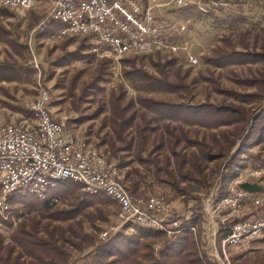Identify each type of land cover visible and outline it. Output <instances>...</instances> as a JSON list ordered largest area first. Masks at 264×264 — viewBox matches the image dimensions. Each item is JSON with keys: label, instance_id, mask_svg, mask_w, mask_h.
<instances>
[{"label": "trees", "instance_id": "1", "mask_svg": "<svg viewBox=\"0 0 264 264\" xmlns=\"http://www.w3.org/2000/svg\"><path fill=\"white\" fill-rule=\"evenodd\" d=\"M143 1L146 3V0ZM8 10L0 7V13L5 15ZM59 27V22H53L42 35L55 34ZM6 35L7 32L0 27V40L14 46L13 40ZM74 37L76 36L64 38L71 40ZM78 37L81 39L77 48L89 49L90 44L85 43L88 37ZM241 41L243 51L233 49V45L228 49L223 45L217 47L212 56H205V61L218 67L254 62L264 64V46L260 50L248 49L244 36ZM91 54H81L74 50L62 57L59 64L66 65ZM142 55L145 54L124 56L119 61L122 66L121 75L138 92L137 95L126 98L123 86L109 92L108 113L102 118V125L107 124L113 136L110 142L112 153L115 155L119 150H133L138 163L148 167L147 169L152 168L157 181L167 184L176 194L183 196L188 194V190L181 183L185 180L203 181L208 163L214 162V171L219 179L214 201H219L227 195L229 183L245 167L248 148L264 144V69L248 77L235 75L234 79L239 84L254 86L252 91L241 92L214 86L218 91L235 97L240 104L223 101L217 104L190 105L141 96V92L157 91L181 95L190 89L178 68L172 77L169 75L168 65L171 60L152 63L156 69V72H152L144 67L143 62H136L135 56ZM110 66L113 64L109 59L100 58L96 61L94 76L86 88L82 87L84 94H87L88 88L98 87L97 82L107 80L105 75L110 74ZM16 71L14 66L0 64V80L16 79ZM203 77L212 80L211 76ZM246 101L253 104L244 108L241 103ZM136 105L137 108H133ZM102 109L100 106L89 118L99 115ZM19 110L28 113L23 108ZM195 115V124L209 130L207 137L203 135L200 139L191 138L183 127H175L168 122H187ZM157 119L166 122L157 135L155 151L163 146L166 148L163 155L149 153L143 157L141 152L149 133L156 129L154 121ZM262 156L255 154L251 160L254 163L252 166L264 168ZM119 159L121 166L127 165V162H123L124 156H119ZM140 174V170L134 167L124 175L123 181L131 194L145 195L144 190H140L143 180ZM52 189L47 191L43 199L29 192L19 193L11 198V206H19L11 207L18 221L14 225L12 221L0 217V221L11 229L7 237L0 233V264H70L72 251L86 250L88 251L79 264H211L190 229L191 226L201 229V207L194 206L190 216L183 218L180 230L171 237L156 228L126 223L109 236L107 241L97 242L100 227L93 210L100 205H117L115 201L104 193L87 194L81 190L79 183L72 180L60 181ZM54 197L59 198L61 204H55L52 200ZM24 214L26 217L22 218ZM85 222L89 224L90 230L86 229ZM227 232V225L219 224L216 232L218 246ZM232 263L264 264V254L250 257L241 255L234 258Z\"/></svg>", "mask_w": 264, "mask_h": 264}, {"label": "rangeland", "instance_id": "2", "mask_svg": "<svg viewBox=\"0 0 264 264\" xmlns=\"http://www.w3.org/2000/svg\"><path fill=\"white\" fill-rule=\"evenodd\" d=\"M140 1L144 2L143 0ZM148 1L161 4L170 0H146L145 2ZM226 1L229 3L227 8H218L208 14L199 13L194 5L195 3L186 8L189 10H185V8L181 10L178 8H174L171 11L168 10L170 13L168 15L172 17L171 19H177L187 24L188 31L183 36V46L188 50L190 55L196 58V63H189L188 56L185 53L172 52V49H167V46L163 49H153L142 56H135L136 62L138 64L143 62L144 67L149 71L156 72L152 63L171 60V64L168 65L169 75L172 77L173 72L178 68L180 70L179 74L184 76V81L190 89L187 93H182L181 95L174 92L157 91L141 92V96H150L161 100L190 105L200 103L217 104L223 101L240 104L235 97L218 91L214 86H221L241 92L254 90V86L244 83L239 84L234 77L236 74L241 77L256 74L257 71L264 69L263 63L230 64L218 67L208 64L204 58L205 56H212L214 54L213 51L223 45L227 46V49L231 47L230 45H233V49L243 51L242 36L245 37L248 49L260 50L264 46V0ZM49 9H51V2L49 0H37L29 8L8 10V14L6 15L0 13V27L7 32L6 36L10 37L14 43V46H10L6 41L0 40V64L16 67L18 76L16 79L0 81V123L22 121L25 117H29L31 114L29 108L37 93L38 83H44V86L49 90L51 103L55 111L60 114L58 116L61 119L65 120L67 128L75 133H72L74 136L78 137L79 134L88 143L103 151L109 160L115 162L122 171V181L126 171L137 167L140 170V175L143 177L140 190H144L145 195L164 194L172 202L182 219L190 216L194 211V206L202 208L203 222L201 229L199 230L197 226H194L195 229H190L202 251L211 260V264H233V259L241 255L250 257L256 254H264V237L257 239L258 241L255 240L245 249L232 246L227 247V259L223 256L222 252L221 245L223 244V240L222 242L220 241V247L217 245V228L219 224H227L224 223L223 212L216 211L208 203L210 195H213L215 200V193L219 187V179L214 171V162L208 163L203 181L188 182L185 180L181 183L188 190V194L183 196L176 194L167 184L157 181L152 174V168L147 169L148 167L146 168L139 164L133 150H119L115 155L112 153L110 142L113 136L109 126L107 124L106 126L102 125V118L108 113L107 101L109 92L111 89H117L120 86H123L125 89L126 98H134L138 92L121 75L122 66L117 65L109 67L110 74L105 75L107 80L97 82L98 87H90L87 89V94H84L83 89L87 87L94 76L96 61L100 58L95 54H91L82 59L72 60L66 65H60L59 62L62 60V57H66L67 54L74 50L79 51L81 54L90 53V51L89 49L79 50L77 48L80 42L79 39H81L78 36L70 40L56 37L55 34L49 36L42 35L43 32H46L47 28L41 30L38 24L46 16ZM47 27H50V25ZM85 43L89 42L86 40ZM202 75L211 76L212 80L205 79ZM241 104L245 106L244 108H248L253 102L246 101ZM100 106L103 107V111L99 115L89 118ZM21 108L27 110L28 113L21 112L19 110ZM133 108H137V105L133 106ZM148 114L151 113L149 112ZM196 120L197 115L188 119L187 122L180 120H170L168 122L172 126L183 127L188 131V136L191 138L200 139L203 135L207 137L210 133L209 130L195 124ZM164 122L166 121L159 119L154 121L156 129L149 133L141 156L145 157L149 153L163 155L165 146L157 151L155 149L157 135L163 128ZM248 149L245 167L229 183L227 187L228 193L230 188L233 187L234 182L245 176L246 169L251 168V165L254 164L251 160L255 154H262L264 158V144L253 145ZM119 156H124L123 162H127V165H120ZM260 168L264 169L263 167ZM52 188L54 186L50 187L48 191L53 190ZM224 196L216 202V205L221 203ZM52 200L57 205L61 204L60 199L57 197L52 198ZM12 206L19 207L18 205L15 206V204ZM118 209L117 205H100L93 210V214L96 215V222L100 227V231L97 233V242H101L100 236H102L103 231L107 230L109 237L122 228V226L117 228L120 223ZM241 210L242 213L247 212L243 207H241ZM25 217L26 215L24 214L22 218ZM8 220L12 221L11 219ZM16 220L18 221V219ZM85 226L87 230L91 229L87 222H85ZM151 228H157L166 233V227L158 226ZM9 232H11V229L0 221V233L7 237ZM87 251H72L70 264H79Z\"/></svg>", "mask_w": 264, "mask_h": 264}, {"label": "built area", "instance_id": "3", "mask_svg": "<svg viewBox=\"0 0 264 264\" xmlns=\"http://www.w3.org/2000/svg\"><path fill=\"white\" fill-rule=\"evenodd\" d=\"M36 1L0 0V7L18 10L31 7ZM188 3H196L198 12L203 14L229 6L226 0H170L161 4L140 0H51V9L38 27L45 30L51 23L59 22L56 37L87 36L90 53L111 60L113 66L119 65L124 50L143 49V54H147V49L157 44H165L172 52L185 53L193 64L195 57L183 46L188 26L171 19L168 11L188 8ZM61 6H68V13H61ZM30 107L44 112L43 122H36L31 114L25 117L34 134L39 135V142H28L27 136L19 135L22 121L0 123V178L3 180L0 212H5L7 220L15 224L17 219L11 204L5 202L9 190L37 189L43 174L61 178L76 175L87 181V188H108L121 199L117 228L126 223L134 225V219H142L145 224L166 227L168 236L180 230L183 219L164 194H131L121 181L122 171L115 162L79 134L78 138L69 137L66 122L55 114L44 83ZM242 181L257 183L261 188L247 191L239 186ZM82 191L86 193V189ZM208 203L223 212L227 224V236L221 245L226 259L227 247L245 249L264 237V169L259 165H251L245 176L234 182L227 204L216 205L213 195L209 196ZM241 207L247 212L242 213ZM108 238L107 230L103 231L100 241Z\"/></svg>", "mask_w": 264, "mask_h": 264}, {"label": "bare ground", "instance_id": "4", "mask_svg": "<svg viewBox=\"0 0 264 264\" xmlns=\"http://www.w3.org/2000/svg\"><path fill=\"white\" fill-rule=\"evenodd\" d=\"M49 1L51 2V0ZM193 4L194 3H188V6H191ZM194 5L196 6V3ZM61 13H68V6H61ZM156 48L163 49L165 48V44H157V46H151V49H147V53ZM142 53H143V49L124 50L123 56L124 55H137V54H142ZM193 63H196V58H194ZM40 88H41V84L38 83L37 92L40 91ZM29 109L31 112V116L36 117V122L44 121V112H40V109H32V107H30ZM19 135L27 136L28 142H39V135L34 134L33 129L30 128V121H25V119L22 120V128H19ZM68 135L70 138H78L77 136H74L69 131H68ZM63 180H72L73 182L79 183L82 189H86L87 194H94V195L97 193L106 194L112 200L115 201V203L119 207L118 213H120L121 199L117 198V196H114L112 194V191H109L108 188H87V181H84L83 177H79L76 175H65L63 176V178H61V176L59 175L43 174L42 181H39V188L31 189V190L30 189H11L8 191L7 195H5V202H9L10 204V200L14 195L19 194V193H24V192L32 193L38 198L43 199V196L46 195L50 187L55 186L58 182L63 181ZM2 189H3V180L2 178H0V201L2 199ZM232 189L233 187L230 188L229 193L227 194V196H225V198L222 199L219 205L227 204L228 199L230 198V196H232ZM0 211H1V202H0ZM0 217L6 219L5 212H0ZM134 225H140V226H145V227H158V226L151 225V224H145V220H142V219H134ZM225 237L223 238V243H225Z\"/></svg>", "mask_w": 264, "mask_h": 264}, {"label": "water", "instance_id": "5", "mask_svg": "<svg viewBox=\"0 0 264 264\" xmlns=\"http://www.w3.org/2000/svg\"><path fill=\"white\" fill-rule=\"evenodd\" d=\"M239 186L247 191H257L261 188L257 183H251L249 181H242Z\"/></svg>", "mask_w": 264, "mask_h": 264}, {"label": "crops", "instance_id": "6", "mask_svg": "<svg viewBox=\"0 0 264 264\" xmlns=\"http://www.w3.org/2000/svg\"><path fill=\"white\" fill-rule=\"evenodd\" d=\"M46 1H47V0H46ZM0 81H5V80H0ZM4 93H5V90H4ZM53 110H54V112H55V114H56L57 116L60 115L58 112L55 111L54 106H53ZM59 117H60V116H59ZM67 129H68V128H67ZM68 131L71 132V133H73V132H72L71 130H69V129H68ZM73 134H75V133H73Z\"/></svg>", "mask_w": 264, "mask_h": 264}]
</instances>
